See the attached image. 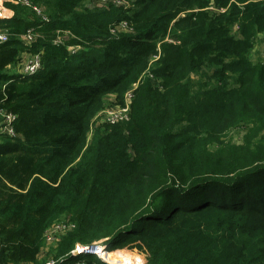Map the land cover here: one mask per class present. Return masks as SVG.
<instances>
[{
  "label": "trees",
  "instance_id": "trees-1",
  "mask_svg": "<svg viewBox=\"0 0 264 264\" xmlns=\"http://www.w3.org/2000/svg\"><path fill=\"white\" fill-rule=\"evenodd\" d=\"M3 1L0 264H39L63 216L57 264H106L71 255L100 241L142 264H264V0ZM25 53L41 54L29 77L11 72ZM131 89L129 120L90 137Z\"/></svg>",
  "mask_w": 264,
  "mask_h": 264
},
{
  "label": "rangeland",
  "instance_id": "rangeland-1",
  "mask_svg": "<svg viewBox=\"0 0 264 264\" xmlns=\"http://www.w3.org/2000/svg\"><path fill=\"white\" fill-rule=\"evenodd\" d=\"M108 0H91V5H97L99 7L105 6L111 2H106ZM3 0H0V20H4L7 18V10L4 8L3 6ZM133 3L134 0H122L121 1V5L120 6H128V8H132L133 7ZM113 4V3H112ZM213 11L215 12H219V9L217 8H212ZM0 31H2L3 33L8 34V31L5 29H0ZM37 33L31 32V35L37 36ZM58 34V42L59 43H67L71 38V34L68 31H59L57 32ZM172 41V40H169ZM175 42V40L173 41ZM70 50L74 51L76 49L69 47ZM264 56V35H260L259 40L256 42L255 46H254V50L252 52V58L253 60L259 59L261 57ZM160 57V53H157V55H154L152 57V61L151 64L153 65L154 63H156L159 60ZM15 70L11 71V72H15L18 69V66H16V68H14ZM211 71H209L207 69V75H210ZM193 78L195 80H199L200 77L195 75L193 76ZM128 98H126V102H127ZM105 108L100 111L92 120L91 125H90V131H89V135L90 137L93 136L94 131L101 125H103L105 123L104 121V116L105 118H107L108 113L110 112L111 109L113 108H118V105H116V99L113 96H110L106 99V104H105ZM109 111V112H108ZM108 112V113H107ZM241 130H235L234 131V135L235 138L238 140L239 136L241 135ZM72 222V220L67 217V216H63L61 219L57 220L56 222H54L53 224H62V223H69ZM58 239L57 241L52 244V245H46V243L44 242V248L45 252L40 256L39 258V264H44L49 260H56L57 258V252H58V246L61 243V241L63 240V238L66 236L65 234H60L58 235ZM95 245H98L100 248H106L105 250V255L103 257L100 256L101 253H97L99 258H101V260H103L106 264H142L143 261V257L144 255L141 254L139 252V250L131 245H125L124 247H121V245H116L113 246L111 248L107 249V246L104 245L103 241L100 242H95ZM126 244V243H125ZM108 250V251H107ZM103 252V251H101ZM104 253V252H103ZM108 257H107V256ZM77 264H85L84 261H81Z\"/></svg>",
  "mask_w": 264,
  "mask_h": 264
},
{
  "label": "built area",
  "instance_id": "built-area-1",
  "mask_svg": "<svg viewBox=\"0 0 264 264\" xmlns=\"http://www.w3.org/2000/svg\"><path fill=\"white\" fill-rule=\"evenodd\" d=\"M122 0H108L106 2H111L109 4H112L118 8H124L128 9V6H120ZM134 6V4H133ZM128 28L127 22H121L120 25L116 28L117 31H122L124 29ZM24 40L27 43H32L35 38L31 35V33L24 38ZM8 41V35L0 31V44L6 43ZM57 43H59L57 41ZM42 67L41 63V54H31L29 57L21 58L18 69L15 71L18 75H21L23 77H29L32 75H35ZM126 98H128L127 102H125V106H118V108H113L108 113L109 116L105 118V123L109 124H117L120 122L128 121L130 116V99L132 98V89L128 92L126 95ZM126 101V100H125ZM17 120V116L13 114L12 112H9L7 110H3L0 108V133L6 134L10 137H16L13 126L15 121ZM74 224L69 223H62V224H54L52 225L44 234V241L46 245H52L54 244L57 239L58 235L65 234L71 229H73ZM100 248L98 245L92 244L90 246H81L78 245L75 250L71 252V255L74 257H80L83 255H90L94 256L92 253H94V249ZM104 251H106V248H102ZM105 255V254H104ZM98 257L99 256H95ZM101 259V258H100ZM44 264H57V260H49Z\"/></svg>",
  "mask_w": 264,
  "mask_h": 264
},
{
  "label": "crops",
  "instance_id": "crops-1",
  "mask_svg": "<svg viewBox=\"0 0 264 264\" xmlns=\"http://www.w3.org/2000/svg\"><path fill=\"white\" fill-rule=\"evenodd\" d=\"M6 9V8H5ZM7 10V18L6 19H10V18H12V16H13V12L12 11H10V10H8V9H6ZM31 54H29V53H25V54H23L22 55V58H26V57H29ZM40 257V256H39Z\"/></svg>",
  "mask_w": 264,
  "mask_h": 264
},
{
  "label": "bare ground",
  "instance_id": "bare-ground-1",
  "mask_svg": "<svg viewBox=\"0 0 264 264\" xmlns=\"http://www.w3.org/2000/svg\"><path fill=\"white\" fill-rule=\"evenodd\" d=\"M94 250H95L94 253H92L94 256H98V254H97L98 252L101 253V254H100L101 257H103L104 254H105L104 249H102V248H97V249H94ZM101 251H103L104 253L101 252ZM106 256H107V255H106ZM107 257H108V256H107Z\"/></svg>",
  "mask_w": 264,
  "mask_h": 264
}]
</instances>
